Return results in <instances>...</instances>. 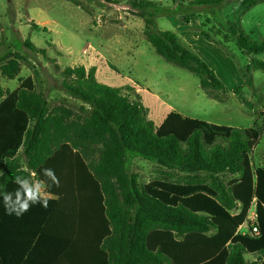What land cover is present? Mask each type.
<instances>
[{
    "label": "trees",
    "instance_id": "obj_1",
    "mask_svg": "<svg viewBox=\"0 0 264 264\" xmlns=\"http://www.w3.org/2000/svg\"><path fill=\"white\" fill-rule=\"evenodd\" d=\"M227 2L248 11L264 0H193L188 9ZM160 5L129 3L156 54L220 100L225 87L214 69L175 33L155 29ZM228 27L244 54H264V39L252 40L236 23ZM19 59H9L0 75L16 78ZM245 70L264 72V60L250 59ZM59 79L80 101L77 115L62 104L49 108L30 77L12 91L0 84V191L17 187L14 175L43 178L45 167L60 180L47 210L36 205L19 219L5 214L0 198V264H264V167L251 160L264 126L216 125L173 111L155 125L132 87L99 82L95 66H67ZM128 154L184 176L140 184L127 169ZM253 205L256 232L248 220ZM243 224L249 230L239 233Z\"/></svg>",
    "mask_w": 264,
    "mask_h": 264
},
{
    "label": "rangeland",
    "instance_id": "obj_2",
    "mask_svg": "<svg viewBox=\"0 0 264 264\" xmlns=\"http://www.w3.org/2000/svg\"><path fill=\"white\" fill-rule=\"evenodd\" d=\"M110 1L116 3L0 0V67L17 54L20 57L16 78L0 75L2 87L12 91L19 79L30 77L49 108L62 104L77 115L81 103L63 91L60 73L67 66H95L99 82L132 87L156 125L173 111L216 125L263 128L264 72H246L245 66L250 59L264 60V54L246 55L239 50L228 24L240 25L252 40H263L264 3L244 12L234 2L190 10L193 0H147L161 3L153 17L155 29L175 33L182 45L214 69L225 87V94L217 100L200 88L193 73L156 54L143 34L144 21L129 7L131 0ZM25 42L43 53L30 50ZM236 87L240 88L238 95L233 91ZM251 160L254 166L264 167V135L253 148ZM127 169L140 184L168 178L167 174L174 179L184 176L178 169L135 154H128ZM246 230L245 224L240 231Z\"/></svg>",
    "mask_w": 264,
    "mask_h": 264
},
{
    "label": "clouds",
    "instance_id": "obj_3",
    "mask_svg": "<svg viewBox=\"0 0 264 264\" xmlns=\"http://www.w3.org/2000/svg\"><path fill=\"white\" fill-rule=\"evenodd\" d=\"M23 171H27L26 169ZM2 175V173H0ZM41 179H36V172L29 175H14L12 182L17 186L13 191H0V198L5 214L22 218L33 206L39 205L43 209L49 208L51 199L50 189L60 186L59 177L55 170L42 168Z\"/></svg>",
    "mask_w": 264,
    "mask_h": 264
},
{
    "label": "crops",
    "instance_id": "obj_4",
    "mask_svg": "<svg viewBox=\"0 0 264 264\" xmlns=\"http://www.w3.org/2000/svg\"><path fill=\"white\" fill-rule=\"evenodd\" d=\"M244 12H245V11H244ZM241 14H243V13H241ZM162 120H163V119H162ZM160 123H161V122H160ZM155 125H156V124H155ZM158 125H159V124H158ZM20 160H21V161H20L21 164L24 165V159L21 158ZM23 168H24V167H23ZM253 213H254V205L251 207V209H250V211H249V214H253ZM249 219H250V218H248V220H249ZM244 225H245V224H243V225L239 228V230H238L239 233H245V232L248 231V226H247V224H246V228H247V230L244 231V232H241V231H240V229H241ZM13 249H14V248H13ZM7 250H10V251H11V249H10V248L8 249V247H7Z\"/></svg>",
    "mask_w": 264,
    "mask_h": 264
},
{
    "label": "built area",
    "instance_id": "obj_5",
    "mask_svg": "<svg viewBox=\"0 0 264 264\" xmlns=\"http://www.w3.org/2000/svg\"><path fill=\"white\" fill-rule=\"evenodd\" d=\"M249 223L251 225V230L252 232H256L257 229H256V226H255V213L252 214V217L251 219H249ZM249 230V229H248Z\"/></svg>",
    "mask_w": 264,
    "mask_h": 264
}]
</instances>
